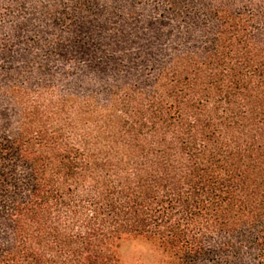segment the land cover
<instances>
[{
	"label": "trees",
	"instance_id": "1",
	"mask_svg": "<svg viewBox=\"0 0 264 264\" xmlns=\"http://www.w3.org/2000/svg\"><path fill=\"white\" fill-rule=\"evenodd\" d=\"M264 264V0H0V264Z\"/></svg>",
	"mask_w": 264,
	"mask_h": 264
},
{
	"label": "rangeland",
	"instance_id": "2",
	"mask_svg": "<svg viewBox=\"0 0 264 264\" xmlns=\"http://www.w3.org/2000/svg\"><path fill=\"white\" fill-rule=\"evenodd\" d=\"M125 251L132 258L138 259L146 264H148V262H150L153 258H151L152 253L149 249V246L141 242L127 244L125 247Z\"/></svg>",
	"mask_w": 264,
	"mask_h": 264
}]
</instances>
